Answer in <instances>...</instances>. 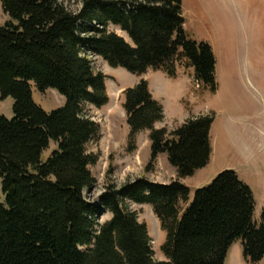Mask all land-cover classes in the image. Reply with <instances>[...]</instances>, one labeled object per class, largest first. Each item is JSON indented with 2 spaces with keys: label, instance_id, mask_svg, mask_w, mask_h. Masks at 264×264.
Segmentation results:
<instances>
[{
  "label": "trees",
  "instance_id": "obj_1",
  "mask_svg": "<svg viewBox=\"0 0 264 264\" xmlns=\"http://www.w3.org/2000/svg\"><path fill=\"white\" fill-rule=\"evenodd\" d=\"M80 2L73 14L59 0H1L9 20L0 27V100H13V119L0 117V264H224L238 240L246 263L261 262L264 213L257 223L253 193L234 171L219 173L191 200L179 182L209 164L213 115L170 132L156 129L163 109L143 79L123 92L130 145L148 132L151 161L165 155L177 180L109 185L97 206L88 205L83 193L94 183L89 167L97 157L86 147L99 126L84 109L108 103L105 77L94 72L89 54L136 76L151 70L175 78L183 63L212 94L217 64L211 47L185 31L182 0ZM109 25L131 44L107 32ZM30 84L57 91L65 105L43 112ZM51 143L55 149L42 161ZM128 203L151 207L165 234L164 261L154 259L147 227ZM101 212L111 218L99 224Z\"/></svg>",
  "mask_w": 264,
  "mask_h": 264
},
{
  "label": "rangeland",
  "instance_id": "obj_2",
  "mask_svg": "<svg viewBox=\"0 0 264 264\" xmlns=\"http://www.w3.org/2000/svg\"><path fill=\"white\" fill-rule=\"evenodd\" d=\"M59 2L73 14L81 10L80 0ZM181 7L184 29L189 38L209 45L213 51L217 64V92L212 94L198 84L193 79V70L185 68L183 63L177 65L176 76L177 71L184 75L189 79L187 84L184 79L171 82V86L157 81L161 84V95L164 98L167 94L169 103L177 104L170 99L172 96L183 98L182 106L190 118L200 114L214 117L211 129L213 152L209 165L193 178L179 182L190 190L191 200L195 190L209 187L219 173L234 171L253 192L254 218L259 223L264 213V0H182ZM7 18L0 5V27L8 22ZM111 31L107 29V32ZM125 39L130 42L126 35ZM89 59L94 72L105 77L108 103L98 110L92 106L84 109L85 117L99 126L98 138L86 147L88 154L97 157L96 164L89 167L94 183L83 193L88 205L97 206L109 185L120 188L139 178L158 184L177 180L176 172L165 155L151 161L148 132L139 133L132 147L130 145L121 88L133 86L137 76L124 68H109L97 56L89 54ZM30 85L32 99L43 112L50 113L65 105L64 97L57 91L49 89L41 93L33 84ZM163 104L166 106V99ZM12 108V99L0 100V117L12 120ZM180 125V121L170 123L162 120L156 129L166 128L170 132ZM54 149L55 145L51 143L43 153L42 161H46ZM3 201L0 182V202ZM127 206L137 214L138 222L147 227L154 259L164 261L161 246L165 234L159 229L151 207L132 203ZM180 207L183 210L186 204ZM110 218L107 212H101L97 222L102 224ZM242 252L238 240L228 250L224 264H248ZM258 264H264V259Z\"/></svg>",
  "mask_w": 264,
  "mask_h": 264
},
{
  "label": "crops",
  "instance_id": "obj_3",
  "mask_svg": "<svg viewBox=\"0 0 264 264\" xmlns=\"http://www.w3.org/2000/svg\"><path fill=\"white\" fill-rule=\"evenodd\" d=\"M108 28L112 30L111 32L117 34L118 36L122 37L123 39L125 38V34L123 32H121V30L118 27L109 25ZM105 65H106V63H105ZM181 75L182 74L179 75V73L177 71V76L175 78H168L164 73L153 72V71L149 70L144 75L136 77L135 81H134V85L131 86L130 88H133L134 86H136L139 83L140 79H144L147 82V84H148L149 92H150L152 98L162 106L163 115H164L163 120H165V121L168 120L170 123L171 122L180 121V123L183 124L186 120L190 119V116L188 115V112L186 113L185 109L182 106L183 98L181 97L180 99H176L173 96L170 97V99H172L173 101H175L177 103L174 106L171 101H170V103L168 102L167 99L169 97H167V94L163 98V96L161 95V89H160V85L161 84L157 83V81L160 80V81H163L164 83H169L170 86H171V82L184 79V82L187 84L189 79L185 78L184 75L183 76H181ZM126 89H128V88L122 87L121 88V92L125 91ZM164 99H166V106L163 104ZM176 109H179V112H177ZM201 115L202 114H200V116ZM193 117H196V116H192V118ZM159 123L155 124V128H157L156 126ZM211 129H212V127H211ZM210 140H211V130H210ZM211 148H212V152H213V147L211 146ZM204 169L199 170L198 172L195 173V175L198 174L199 172H202Z\"/></svg>",
  "mask_w": 264,
  "mask_h": 264
}]
</instances>
